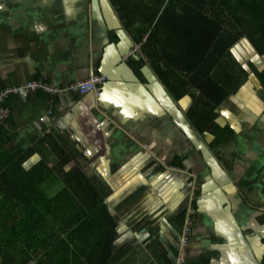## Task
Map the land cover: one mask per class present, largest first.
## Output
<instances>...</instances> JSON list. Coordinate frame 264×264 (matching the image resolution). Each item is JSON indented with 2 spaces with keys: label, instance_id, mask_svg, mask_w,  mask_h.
Listing matches in <instances>:
<instances>
[{
  "label": "crops",
  "instance_id": "1",
  "mask_svg": "<svg viewBox=\"0 0 264 264\" xmlns=\"http://www.w3.org/2000/svg\"><path fill=\"white\" fill-rule=\"evenodd\" d=\"M137 45L111 0H0V89L106 77L98 95L64 90L53 104L11 94L1 145L28 152L26 169L63 162L90 179L118 225L113 264H264V89L218 107L216 125L234 133L215 142L188 120V96L174 100L148 63L130 67Z\"/></svg>",
  "mask_w": 264,
  "mask_h": 264
},
{
  "label": "trees",
  "instance_id": "2",
  "mask_svg": "<svg viewBox=\"0 0 264 264\" xmlns=\"http://www.w3.org/2000/svg\"><path fill=\"white\" fill-rule=\"evenodd\" d=\"M111 1L140 45L130 67L140 75L148 63L174 100L188 96L187 118L200 132L249 79L234 45L246 38L264 56V0ZM247 66L264 89V68ZM213 131L215 142L232 134ZM27 156L0 143V264H113L118 225L102 195L80 170L42 160L26 169ZM52 176L63 188L49 197Z\"/></svg>",
  "mask_w": 264,
  "mask_h": 264
},
{
  "label": "built area",
  "instance_id": "3",
  "mask_svg": "<svg viewBox=\"0 0 264 264\" xmlns=\"http://www.w3.org/2000/svg\"><path fill=\"white\" fill-rule=\"evenodd\" d=\"M140 45L138 44L135 48H139ZM134 49L132 53L136 51ZM127 57V55H126ZM106 77L101 74H92L90 77L76 80L69 83L64 88L56 87L53 85L48 84L47 82L41 80H33L25 83L21 86H14V87H7L0 89V124H4L6 120L10 116V109L5 103L6 98L11 94L18 93L20 90H28V91H42L47 93L50 96V103L53 104L55 97L64 90L74 91L79 94H85L88 92H93L95 95H98L102 85L105 83ZM193 210H189V216H191ZM189 220V218H188ZM190 225L191 223H186L184 226L183 233L180 238V261L183 262L186 256V244L189 239L190 235ZM26 264H35L34 260L28 261Z\"/></svg>",
  "mask_w": 264,
  "mask_h": 264
},
{
  "label": "rangeland",
  "instance_id": "4",
  "mask_svg": "<svg viewBox=\"0 0 264 264\" xmlns=\"http://www.w3.org/2000/svg\"><path fill=\"white\" fill-rule=\"evenodd\" d=\"M242 39H240L237 42V44L234 45V47L232 49L234 54L240 58V60L242 61V63H244V65L247 64V61H252L254 63V65L259 70H262L264 68V56L257 57L255 55V53L252 51L250 45L245 43V42H243ZM248 82H251V83H250V85L246 86V88L242 89L243 92H258V91H261L260 88H259L258 83L254 79H249ZM240 91H241V89L238 92H240ZM61 183L62 182L59 179H56L53 176L50 177L49 183L45 184V185L48 184V186H49L46 189V191H52L55 188L61 187L62 186ZM189 210H191V209L187 210V213H186L185 218H184V224H183V227H182V230H181V235H182L183 230H184L185 222L186 223H188V222L191 223L192 222V225H190V235H189V238H190V236L192 234L193 226H194V223L196 222V220L194 219L195 217L194 218L191 217L192 215L189 216ZM187 217L189 218V220H188ZM188 242H189V239L187 241L186 246H188ZM186 250H187V247H186ZM178 261H179V263H181V261H180V245H179V258H178Z\"/></svg>",
  "mask_w": 264,
  "mask_h": 264
},
{
  "label": "flooded vegetation",
  "instance_id": "5",
  "mask_svg": "<svg viewBox=\"0 0 264 264\" xmlns=\"http://www.w3.org/2000/svg\"><path fill=\"white\" fill-rule=\"evenodd\" d=\"M252 62V61H251ZM224 103V102H223ZM218 118V117H217ZM216 120L217 119H215L207 128H206V130H208V129H210V131H213V130H215L216 129ZM221 128H224V127H227V128H229L231 131H232V134L234 133V130L231 128V126L230 125H228V124H225V125H220V124H218ZM232 134H231V136H232ZM215 135V134H214ZM231 136H229V137H231ZM229 137H227V138H229ZM227 138H224L223 140H225V139H227ZM174 169H176V170H181V169H179V168H174ZM84 175V174H83ZM85 176V175H84ZM86 177V176H85ZM87 179H88V177H86ZM89 181H90V179H88ZM90 183L93 185V183L90 181ZM94 186V185H93ZM95 187V186H94ZM96 188V187H95ZM97 189V188H96ZM192 202V201H191ZM189 209H192L193 210V213H192V216L191 217H193L194 218V216H195V212H194V209L193 208H189Z\"/></svg>",
  "mask_w": 264,
  "mask_h": 264
},
{
  "label": "water",
  "instance_id": "6",
  "mask_svg": "<svg viewBox=\"0 0 264 264\" xmlns=\"http://www.w3.org/2000/svg\"><path fill=\"white\" fill-rule=\"evenodd\" d=\"M242 41L245 42V43H247V44H249L250 47H251V49H252V51L255 53V55H256L257 57H259V55H258L257 52L254 50V48H253V46L251 45V43H250L246 38H243ZM232 51H233V50H232ZM236 57H237L238 60L242 63V61L240 60V58H239L238 56H236ZM242 65H243V67L246 68V69L248 70V72L250 73V74H249V79H254V80L257 82V79L255 78L254 74L250 71V69H249V67L247 66V64L244 65V63H242ZM249 79H248V80H249ZM250 83H251V82H248V81H247V82L244 84V86L241 88V91H242L243 88H246V86L250 85Z\"/></svg>",
  "mask_w": 264,
  "mask_h": 264
},
{
  "label": "snow or ice",
  "instance_id": "7",
  "mask_svg": "<svg viewBox=\"0 0 264 264\" xmlns=\"http://www.w3.org/2000/svg\"><path fill=\"white\" fill-rule=\"evenodd\" d=\"M225 115H228L227 113H225Z\"/></svg>",
  "mask_w": 264,
  "mask_h": 264
},
{
  "label": "bare ground",
  "instance_id": "8",
  "mask_svg": "<svg viewBox=\"0 0 264 264\" xmlns=\"http://www.w3.org/2000/svg\"><path fill=\"white\" fill-rule=\"evenodd\" d=\"M188 218V217H187ZM192 221V220H191Z\"/></svg>",
  "mask_w": 264,
  "mask_h": 264
}]
</instances>
